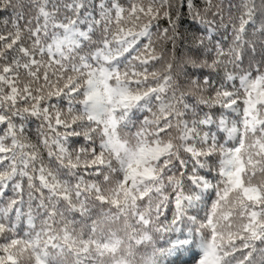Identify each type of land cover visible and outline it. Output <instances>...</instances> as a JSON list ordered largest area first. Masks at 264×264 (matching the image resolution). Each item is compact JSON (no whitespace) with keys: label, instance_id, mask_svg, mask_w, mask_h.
<instances>
[{"label":"snow or ice","instance_id":"1","mask_svg":"<svg viewBox=\"0 0 264 264\" xmlns=\"http://www.w3.org/2000/svg\"><path fill=\"white\" fill-rule=\"evenodd\" d=\"M0 264H264V0H0Z\"/></svg>","mask_w":264,"mask_h":264}]
</instances>
